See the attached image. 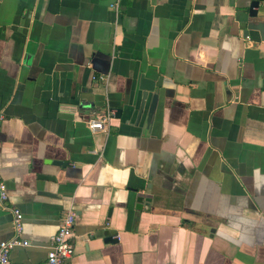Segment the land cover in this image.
Returning a JSON list of instances; mask_svg holds the SVG:
<instances>
[{
  "label": "crops",
  "instance_id": "obj_1",
  "mask_svg": "<svg viewBox=\"0 0 264 264\" xmlns=\"http://www.w3.org/2000/svg\"><path fill=\"white\" fill-rule=\"evenodd\" d=\"M251 0H0V171L46 264H264V39ZM155 81L142 111L141 76ZM156 106L149 111L153 94ZM110 114L107 131L89 117ZM13 213L0 203V241Z\"/></svg>",
  "mask_w": 264,
  "mask_h": 264
},
{
  "label": "built area",
  "instance_id": "obj_2",
  "mask_svg": "<svg viewBox=\"0 0 264 264\" xmlns=\"http://www.w3.org/2000/svg\"><path fill=\"white\" fill-rule=\"evenodd\" d=\"M5 115L0 112L1 122ZM110 114L89 117L87 124L92 131H107L109 129ZM1 145V140H0ZM9 199L8 185L0 171V203L13 213V233L10 238L0 241V264H15L11 258L12 250L18 245H29L30 241L23 237L24 214L18 206H7ZM76 213L69 210L61 216L58 230L50 237V249L47 253L46 264H63L72 257L75 245L72 241Z\"/></svg>",
  "mask_w": 264,
  "mask_h": 264
},
{
  "label": "water",
  "instance_id": "obj_3",
  "mask_svg": "<svg viewBox=\"0 0 264 264\" xmlns=\"http://www.w3.org/2000/svg\"><path fill=\"white\" fill-rule=\"evenodd\" d=\"M249 16L254 19L252 21H249L248 27L245 30V34H248L249 29H255L260 32V35L264 39V0H251L249 5ZM140 88L142 89L143 93L142 102L139 109V115L142 114L149 93L155 90V81L153 79L145 77V75H142L140 79ZM157 100L158 94L154 93L149 108L150 112L154 110Z\"/></svg>",
  "mask_w": 264,
  "mask_h": 264
}]
</instances>
